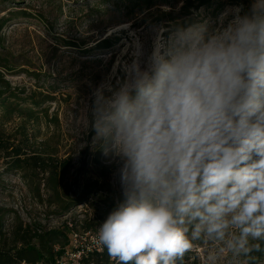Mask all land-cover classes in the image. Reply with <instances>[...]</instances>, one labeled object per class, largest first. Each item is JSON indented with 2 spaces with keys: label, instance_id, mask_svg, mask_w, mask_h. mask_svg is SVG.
<instances>
[{
  "label": "clouds",
  "instance_id": "1",
  "mask_svg": "<svg viewBox=\"0 0 264 264\" xmlns=\"http://www.w3.org/2000/svg\"><path fill=\"white\" fill-rule=\"evenodd\" d=\"M78 120L119 187L96 231L115 264L197 245L204 264H264V0L158 29Z\"/></svg>",
  "mask_w": 264,
  "mask_h": 264
},
{
  "label": "rangeland",
  "instance_id": "2",
  "mask_svg": "<svg viewBox=\"0 0 264 264\" xmlns=\"http://www.w3.org/2000/svg\"><path fill=\"white\" fill-rule=\"evenodd\" d=\"M103 1L0 0V21H8L0 31V65L11 67H0L10 87L5 97L11 105L7 113L0 105V136L11 150L20 148L27 155H52L66 162L60 193L63 200L74 203L58 218L47 204L46 175L13 171L7 153L0 151V213L7 230L17 219L53 229L65 220L102 216L106 203L119 196V187L114 168L93 149L91 134L80 129L78 118L93 89L150 53L158 29L201 18L215 21L234 3L216 0L222 10L202 8L181 18L177 0H152L157 6L136 16L127 0ZM20 12L28 16L14 19ZM105 37H117L118 42L108 50L96 49V42ZM205 255L204 246L197 245L185 255L184 264H204Z\"/></svg>",
  "mask_w": 264,
  "mask_h": 264
},
{
  "label": "trees",
  "instance_id": "3",
  "mask_svg": "<svg viewBox=\"0 0 264 264\" xmlns=\"http://www.w3.org/2000/svg\"><path fill=\"white\" fill-rule=\"evenodd\" d=\"M108 1L104 0L101 3ZM231 1L234 2L233 5L244 3L246 6L247 4V0ZM127 2L130 8L136 9L137 13L136 11L132 13L134 16L138 13L143 14L157 6L152 0H127ZM180 4L179 16L181 18L190 16L192 10L210 9L215 6L218 8L217 11H220L223 8V5L216 3V0H177L176 5ZM163 6L171 7L169 3H163ZM26 16H28L27 13L20 12L16 13L13 18L18 20L26 18ZM7 22L5 20L0 21V31ZM117 42V37H105L96 42L95 48L101 51L108 50ZM0 67L2 66L0 65ZM2 68L10 70L11 67ZM9 92L10 87L0 73V105L6 113L9 112L11 106L5 97ZM33 115V110H29L28 116H31L32 119ZM9 120L6 119V121ZM0 151L7 153V158L10 161L7 164L13 171H30L33 174L46 175L44 188L48 194L47 204L48 207L56 210L54 214L58 218L64 216L74 206L71 201L63 200L60 193L62 181L66 176V162H58L52 155H42L35 152L32 155H27L20 148L11 150V146L5 143L1 136ZM35 189L36 192H39L38 186ZM114 204V199L106 203L104 213L96 219L65 220L59 228L53 229H46L36 222L23 224L17 219V224L7 230L4 225V214L0 213V264H55L56 259L62 256L69 246L71 234L74 232L96 235L99 224L106 219ZM80 262L81 264H115L104 249L101 253L86 254V257H83Z\"/></svg>",
  "mask_w": 264,
  "mask_h": 264
},
{
  "label": "built area",
  "instance_id": "4",
  "mask_svg": "<svg viewBox=\"0 0 264 264\" xmlns=\"http://www.w3.org/2000/svg\"><path fill=\"white\" fill-rule=\"evenodd\" d=\"M102 247L97 243L96 235L89 233H72L69 246L55 264H81V259L88 253H101Z\"/></svg>",
  "mask_w": 264,
  "mask_h": 264
}]
</instances>
